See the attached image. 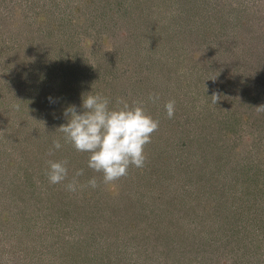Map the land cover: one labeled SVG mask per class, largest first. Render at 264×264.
<instances>
[{"label": "rangeland", "instance_id": "rangeland-1", "mask_svg": "<svg viewBox=\"0 0 264 264\" xmlns=\"http://www.w3.org/2000/svg\"><path fill=\"white\" fill-rule=\"evenodd\" d=\"M88 94L159 120L107 185L59 130ZM261 105L264 0H0V264H264Z\"/></svg>", "mask_w": 264, "mask_h": 264}, {"label": "clouds", "instance_id": "clouds-1", "mask_svg": "<svg viewBox=\"0 0 264 264\" xmlns=\"http://www.w3.org/2000/svg\"><path fill=\"white\" fill-rule=\"evenodd\" d=\"M215 79V78H214ZM213 79V80H214ZM214 103L218 97L213 95ZM148 100L156 103L158 93H150ZM110 100L101 94H88L83 98L82 111L77 112L75 106L65 111L68 122L59 130L64 134L65 143L70 144L77 152L88 153V167L102 174L104 184L114 183L129 174L132 167L143 168L147 156L145 148L152 141V134L159 130V120L154 119L146 111L143 101L129 103L123 97L116 98V106L109 107ZM167 117L172 119L175 114V101L169 100L165 105ZM258 112H264V105L256 107ZM60 140L53 141V150L62 148ZM46 175L50 184H60L68 179V161L48 162ZM83 169L76 170L73 178L65 188L75 193L85 187L93 190L99 187L95 177L86 185H80L78 177Z\"/></svg>", "mask_w": 264, "mask_h": 264}]
</instances>
